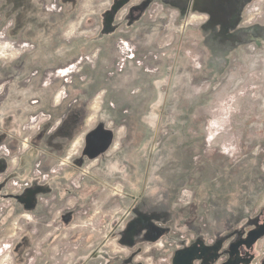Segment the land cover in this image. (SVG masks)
<instances>
[{
  "label": "rangeland",
  "instance_id": "374dc122",
  "mask_svg": "<svg viewBox=\"0 0 264 264\" xmlns=\"http://www.w3.org/2000/svg\"><path fill=\"white\" fill-rule=\"evenodd\" d=\"M8 1L14 24L0 34L29 47L0 48V63L48 71L45 84L59 85L41 103L61 92L58 101L78 100L89 117L106 103L108 148L123 160L87 212L60 231L53 253L71 231H85L99 264L119 254L173 264L194 244L216 254L192 264H220L232 242L264 223V0H39L43 11L38 0H0L2 12ZM34 22L49 24V41L27 25ZM23 38L33 44L14 40ZM132 210L155 227L133 250L116 239L132 235L120 230ZM60 211L45 222L52 232ZM24 213L13 220L35 228ZM250 252V264H264V236Z\"/></svg>",
  "mask_w": 264,
  "mask_h": 264
},
{
  "label": "crops",
  "instance_id": "0c3cea01",
  "mask_svg": "<svg viewBox=\"0 0 264 264\" xmlns=\"http://www.w3.org/2000/svg\"><path fill=\"white\" fill-rule=\"evenodd\" d=\"M9 4L10 1L7 2ZM37 4L38 10H46L45 3L38 0ZM2 7L0 5V25L11 34L9 29L14 23L10 17L14 15L12 13L16 7L11 5V10L7 12H2ZM22 9H26V6ZM24 25L25 22L21 23V26ZM27 25L40 27V38L46 37L45 41H49L46 33L48 23L34 22ZM14 40L29 41L26 38ZM43 71L39 73L28 69L23 63H0V81H4L0 93V235L13 219L27 212L36 219L35 228L23 224V231L13 242V264H99L98 259L91 258L96 248L90 243L93 239L90 232L71 231L68 239L60 243L56 254L52 252L51 246L60 231L76 216L85 214L89 204L99 196L102 187L109 185L106 176L123 169L120 152L107 148L93 156L96 149L87 141L89 132L99 124L104 131L114 132L109 126L108 116L103 114L107 104L103 103L96 116L93 114L94 124L86 127L94 117H89L88 107H83L78 100L65 103L64 99L58 101L55 98L52 101L50 96L47 98L49 102L41 103V95L56 90V85H59L55 79L45 84L48 71L41 74ZM69 83L63 81L59 87L66 88ZM65 105L67 107L62 108ZM38 114L46 115L47 119L37 128L28 129V123ZM24 137L28 138L26 146H23ZM67 154H71L69 161L61 164ZM31 193L33 195L28 198ZM70 199L74 203L72 207H66ZM56 209H60L61 214L56 218L58 228L52 232L45 222ZM139 221L144 224L139 226ZM152 222L144 212L132 210L125 225L120 228H126L127 232L131 230L132 235H118L116 239L119 245L133 250L144 242V238L154 237L152 230L155 227L150 226ZM48 232L51 234L39 241ZM137 251L142 250L138 248ZM85 253L87 257H84ZM127 256L110 255L108 262L132 264L131 257Z\"/></svg>",
  "mask_w": 264,
  "mask_h": 264
},
{
  "label": "water",
  "instance_id": "95a60500",
  "mask_svg": "<svg viewBox=\"0 0 264 264\" xmlns=\"http://www.w3.org/2000/svg\"><path fill=\"white\" fill-rule=\"evenodd\" d=\"M171 1V0H170ZM178 3L176 2L175 5ZM115 12V11H114ZM109 22V21H108ZM113 138V133L111 131H104L103 127L99 124L87 135V141L92 147H95L96 151L93 156L96 154L105 151L111 144ZM33 193L28 195L30 198ZM15 198H19L15 196ZM69 217V215H68ZM264 236V223L257 226L247 232V235L244 239H239L236 242H232L228 246L230 258L220 264H248L251 260V257L246 258L239 255V247L244 246L246 249H250L261 237ZM199 249L197 244L190 246L188 249H185L174 256L173 264H192L193 259L199 258L200 254L197 253ZM204 248L203 250H207ZM202 250V251H203ZM96 251L91 254V257L94 258Z\"/></svg>",
  "mask_w": 264,
  "mask_h": 264
},
{
  "label": "built area",
  "instance_id": "2783aa9c",
  "mask_svg": "<svg viewBox=\"0 0 264 264\" xmlns=\"http://www.w3.org/2000/svg\"><path fill=\"white\" fill-rule=\"evenodd\" d=\"M9 25V23H7V26ZM0 48L2 50H9V51H18V50H24L26 48L29 47L28 43L23 41L21 43H16L15 41L9 40L8 38L5 37V35L3 33L0 34ZM69 68H72L69 67ZM72 70L70 69V71L68 73H71ZM66 73V75L68 74ZM61 74L60 70H57V75ZM59 76H65V75H59ZM3 90V84H0V93ZM59 92L56 95V99L58 100V97L60 96ZM47 119V116L44 114H38L35 117H33L30 122L27 125L28 129H34L37 128L42 122H44ZM56 124H58V122H56ZM28 144V138L24 137L23 138V146ZM71 157V154H67L64 159L61 161V164H65L66 162L69 161ZM61 214V211L58 212V216ZM22 216H24L25 218H29V214H22ZM27 220V219H26ZM89 224H92L91 222ZM53 226L56 225V221H53ZM47 226H50V224H47ZM51 227V226H50ZM57 225L55 227V229H57ZM102 228H105L104 225H102ZM12 230V231H11ZM23 231V227L22 225H19L18 222L16 220H13L11 223V229L10 231H8V233L6 234V236L4 237H0V264H13L14 263V255H13V242L15 240V238ZM50 233H47V235H49ZM103 237L106 238L107 236V231L105 230L103 233Z\"/></svg>",
  "mask_w": 264,
  "mask_h": 264
},
{
  "label": "flooded vegetation",
  "instance_id": "af4514ba",
  "mask_svg": "<svg viewBox=\"0 0 264 264\" xmlns=\"http://www.w3.org/2000/svg\"><path fill=\"white\" fill-rule=\"evenodd\" d=\"M142 224H144V223L142 222ZM198 247H199V249L197 250V253L200 254V256H199V258H195V259H199V261H204V262L206 261L207 262L208 258H211V257L214 256V254H216V250L215 249L208 248L207 250L204 251L203 250L204 248L201 249L200 246H198ZM238 250H239V255H241L242 257H246V258L251 257V260H250V262L248 264L252 263L253 257H252V252H250L251 248L250 249H246L244 246H241V247H239ZM229 258H230V256L228 258L224 259L222 262L226 261Z\"/></svg>",
  "mask_w": 264,
  "mask_h": 264
}]
</instances>
